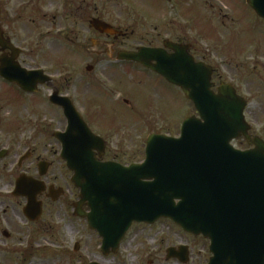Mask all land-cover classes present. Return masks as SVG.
<instances>
[{"label":"rangeland","instance_id":"1","mask_svg":"<svg viewBox=\"0 0 264 264\" xmlns=\"http://www.w3.org/2000/svg\"><path fill=\"white\" fill-rule=\"evenodd\" d=\"M25 3L27 6L33 4L32 0H25ZM105 10L121 13L120 22L126 21L122 25H136L140 30L145 26L151 30V24L162 22L172 27L169 31L180 27L190 44H198L201 59L217 70L216 88L229 83L247 100L246 120L252 127L251 135L259 136V131L264 129V21L246 0H173L170 3L164 0H105ZM34 26L26 20L25 47L31 55L26 56L25 65L41 68L48 61L44 62L46 57L42 52L39 56L34 52L37 43ZM141 72L127 71L118 76L84 80L52 77L62 85L71 82L79 90L75 91L78 105L94 109L96 115L101 116L93 123L94 130L111 138V143L118 147V155H107L105 160L122 164L141 162L145 159L147 139L151 134L179 137L181 125L195 115L193 105L185 99L182 102L175 87ZM52 92L44 86L37 94H24L18 105L15 93L0 82V117L10 116L7 124L10 127L12 118L15 121L18 117L23 123L21 132L40 137L46 144L41 153L55 161L52 175L59 178L56 186L65 191L56 202L40 197L44 212L39 221L32 223L24 216L25 202L12 196L15 186L0 185V264H182L175 259L168 261L166 256L169 248L183 245L191 250V260L187 264H209V243L183 232L170 220L152 226L136 225L116 255L106 257L102 254L98 234L88 228L85 220L74 215L79 190L71 181L72 173L59 154H55L59 142L53 135L65 130L67 123L62 112L49 101ZM8 94H12L15 104H4L3 99L6 96L9 99ZM122 98L132 102L135 114L131 115ZM10 127L8 132L14 129ZM234 146L241 150L249 148L243 139L235 141ZM77 243L79 251H75Z\"/></svg>","mask_w":264,"mask_h":264},{"label":"water","instance_id":"2","mask_svg":"<svg viewBox=\"0 0 264 264\" xmlns=\"http://www.w3.org/2000/svg\"><path fill=\"white\" fill-rule=\"evenodd\" d=\"M247 3L264 19V0ZM98 28L118 34L104 23ZM4 43L0 31V46ZM166 47L174 54L142 48L120 56L181 87L199 117L184 121L180 138L150 136L142 164L124 167L99 161L96 151L103 157L104 141L91 132L70 99L58 93L51 97L68 120L67 131L55 137L63 145L62 159L74 172L72 180L81 191L76 216L87 219L89 228L98 232L104 256L118 253L134 223L153 225L164 218L186 233L209 240L210 264H264V141L249 136L246 101L231 85L213 92L212 68L194 63L188 46L168 42ZM15 68L2 65L0 75L27 93L50 85L51 79L41 71ZM241 137L254 149H236L232 143ZM45 192L43 182L25 175L17 180L13 195L28 200L24 215L31 222L42 216L38 198ZM63 193L51 188L49 197L57 201ZM85 206L89 213L84 212ZM172 259L188 263L189 249H168L167 260Z\"/></svg>","mask_w":264,"mask_h":264},{"label":"flooded vegetation","instance_id":"3","mask_svg":"<svg viewBox=\"0 0 264 264\" xmlns=\"http://www.w3.org/2000/svg\"><path fill=\"white\" fill-rule=\"evenodd\" d=\"M164 1L170 3L173 0ZM32 3L27 6L25 0H0V31L5 41L4 45L0 46V67L5 64H11L16 67L15 69L20 67L27 71L44 70L45 74L50 77L65 76L69 79L80 77L82 80L88 77L118 76L121 73L126 74L127 71L135 72V70H140L142 74L154 78L158 77L168 84L166 80L153 70L137 62L125 61L120 57L123 53L138 52L143 47L163 49L167 54H172L173 52L166 47L168 41L174 44L188 45L189 53L194 61L196 63H206L205 60L201 59L198 44L196 42L190 44L184 37L180 27L177 26L172 31H169V28L172 27L164 22L160 25L151 24L149 26L151 30L146 29V26L143 27V30H140L136 25L131 27L122 25L126 21L120 22L121 13L105 10V0H32ZM175 4H178V2H175ZM26 20L31 21L35 25L34 37L37 42L33 48L35 54L39 56L40 52H42L46 57L44 62L48 61L41 68H28L25 65L26 56L31 55L30 50L25 47ZM103 23L112 27L118 34L111 35L102 32L98 27L102 26ZM152 29H154L153 33L151 32ZM152 64H156V62H152ZM216 74L217 70L214 69L213 82L217 77ZM0 82L7 89H10L13 92L12 94L15 93L14 95L18 100L16 104H18L25 93L17 85L8 83L1 77ZM68 83L67 85H62L55 82L52 78V87L50 88L53 92L59 93L60 97L71 99L94 134L105 140V156L115 155L118 147L114 145V142L111 143V138L98 134L92 126L101 116H97L94 109L89 110L86 107L83 108L82 105L79 106L78 97L75 93V91L78 92L79 90L75 89L71 82ZM175 88L183 102L185 99L183 91L179 87ZM62 89H64L63 92ZM72 89H74V94L71 93ZM237 92L239 93L238 90ZM12 94H8L9 99L7 96L4 97V104L7 105L9 102L12 103L10 105L15 104V100H11ZM103 94L106 96L105 91ZM131 97L133 98L132 95ZM121 101H123L125 106L129 107L132 115L136 110L132 106V102L124 98ZM52 106L59 109L64 116L62 108ZM8 117L10 116L0 117V185L15 186L18 178L25 175L38 182H43L47 189H62L56 186L59 178L52 175L55 161L46 158L41 153L42 146L46 148V144H43L40 137L36 134L26 136L24 132H21L23 123L18 117L14 118L15 121L12 118V121L9 122L11 127L8 126ZM110 120L113 121L112 119ZM16 125L18 127H15ZM8 127L14 129L8 132ZM259 132L258 137L264 140V129L262 128ZM250 133H252V127ZM252 136L257 135L253 134ZM58 144L55 154H59L61 158L62 146L60 143ZM46 151L47 149H45ZM105 156L102 160L109 161L105 160ZM64 163L66 165V162ZM123 165H130V163ZM68 171L70 172L69 169ZM41 172L46 173L42 176ZM42 196V198H48V192ZM21 199L26 204V200L24 198ZM85 210L87 209L85 208ZM203 240L209 243L208 240L204 238Z\"/></svg>","mask_w":264,"mask_h":264}]
</instances>
